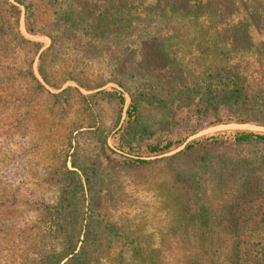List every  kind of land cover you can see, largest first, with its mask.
<instances>
[{"label":"trees","instance_id":"1","mask_svg":"<svg viewBox=\"0 0 264 264\" xmlns=\"http://www.w3.org/2000/svg\"><path fill=\"white\" fill-rule=\"evenodd\" d=\"M39 1L17 0L25 9V27L29 34L34 33L28 21L31 8ZM203 1L162 0L155 10H147L146 14L150 15L146 16L151 18L147 23L153 24L156 30L153 39L167 35L171 42L177 41L180 45L185 41V32L206 34L208 31L202 32L200 28H208L217 37L210 43L222 37V44L234 47L242 31L247 38L250 31L264 32V0H245V4L227 0L230 10L223 7L220 11H209L208 15L202 13ZM105 2L115 7L122 35L128 33L133 24L134 27L146 24L140 14L139 19L128 15L137 10L130 0ZM229 11L234 13L225 18L223 15H228ZM238 15L241 19L236 17ZM76 17L79 16L71 9L55 13L54 19L66 23ZM83 36L64 32L61 38L64 44L75 47L74 41L82 40ZM261 43L264 45V40ZM55 44L51 37L49 49L53 50ZM200 45L199 41L195 45L199 56L192 63L198 66V71L190 73L182 87L166 89L150 79L135 86L128 85L122 81L127 80L124 75H134L128 69L118 73L121 78L94 87L71 74L67 78L87 91L102 88L107 83L119 87L89 95V98L113 103L120 111L116 124L100 141V157L107 167L115 170L163 167L169 184L168 202L175 217L167 232L173 240L157 244L144 240L139 232H124L102 213L98 203L95 190L103 179L96 175L97 178L90 181L84 170L71 162L72 170L65 167L60 173L61 186L55 201L35 215L38 225L10 228L15 244L27 241L38 244L22 264H264V183L249 161L234 158L239 148L264 146V133H215L191 140L179 152L166 156L184 144L179 139L169 140L168 136L194 118L209 120L206 127L229 123L264 127V65L258 61L251 68L248 64L204 61ZM126 50L118 49V56ZM45 55L46 50L41 54L38 73L43 82L51 86L46 71L40 66ZM29 75L35 82L31 71ZM36 84L39 85L37 81ZM124 94L129 103L120 124ZM144 111L152 115L145 118ZM108 138L112 148L108 146ZM184 161H191L195 168L182 169ZM215 161L224 167L212 177L213 183L226 181L229 194L226 199L229 203L220 212L212 206L198 174L201 168L208 169ZM19 206L7 211L8 221L21 214Z\"/></svg>","mask_w":264,"mask_h":264},{"label":"rangeland","instance_id":"2","mask_svg":"<svg viewBox=\"0 0 264 264\" xmlns=\"http://www.w3.org/2000/svg\"><path fill=\"white\" fill-rule=\"evenodd\" d=\"M105 1L41 0L31 8L28 21L34 33L29 34L25 27L24 7L17 0H0V264H22L24 258L38 247L36 241L15 244L10 228L38 225L35 215L55 201L61 186L60 173L65 167L72 170L71 162L82 168L90 181L96 179V175L103 179L95 190L98 203L102 213L124 232H139L144 240L157 244L173 240L167 232L175 217L168 202L169 184L163 167L130 171L107 167L100 157V141L116 124L119 108L102 98H89L101 88L87 91L67 80L69 74L94 87L121 78L118 73L128 69L134 74L131 77L124 75L127 80L122 81L128 85L135 86L150 79L166 89L182 87L189 74L198 71V66L192 65L199 56L195 48L198 41L202 44L200 53L204 54V61L248 64L251 68L258 61L264 65V45L261 43L264 32L261 30L250 31L248 38L242 31L236 46L231 47L222 44V37L210 43L217 38L214 32L200 28L202 32H208L193 34L187 31L184 43L178 45L167 35L153 39L156 30L153 24L147 23L151 19L146 16L150 15L146 14L147 10H155L162 0H130L137 10L128 15L141 17L146 24L137 27L133 24L128 33L122 35L115 7ZM230 1L246 3L245 0ZM202 3L204 15L211 10L231 8L227 0H204ZM71 9L79 17L66 23L55 22V13ZM232 13L229 11L223 16L228 18ZM236 17L241 19L239 15ZM64 32L85 36L74 41L76 46L72 47L64 44L61 38ZM51 37L56 43L53 50L49 49ZM194 37L198 40H192ZM190 42L193 45L189 46ZM120 47L127 50L119 57ZM45 50L40 66L46 71L51 86L42 83L37 75ZM30 71L39 85L30 77ZM113 85L107 83L104 89ZM124 107L120 124L125 119ZM148 115L152 112L144 111V117L148 118ZM208 122L191 119L182 123L168 139L186 143L227 131L264 133V127L251 124L206 127ZM198 129L202 130L192 133ZM108 146L112 148L110 138ZM235 155L234 158L241 162L249 161L264 183V146L239 148ZM181 167L187 171L195 165L184 161ZM223 167L215 161L198 173L217 212L229 203L226 181L213 183L212 179ZM18 205L21 214L8 221L7 211Z\"/></svg>","mask_w":264,"mask_h":264},{"label":"water","instance_id":"3","mask_svg":"<svg viewBox=\"0 0 264 264\" xmlns=\"http://www.w3.org/2000/svg\"><path fill=\"white\" fill-rule=\"evenodd\" d=\"M37 75H38V79H39L42 83H44L43 80L41 79L40 75H39V74H37ZM113 87L118 88L116 85H113ZM104 88H105V87H102L101 89H99V91H100V90H103ZM124 95H125V107H124V108L126 109L127 106H128V103H129V98H128L127 94H124ZM125 111H126V110H125ZM191 140H194V139H191ZM191 140L187 141L186 143L190 142ZM186 143H184V144L182 145V147H180L177 151L172 152L173 154L170 153V154H168V155H166V156L174 155L175 153L179 152V151L184 147V145H185Z\"/></svg>","mask_w":264,"mask_h":264}]
</instances>
